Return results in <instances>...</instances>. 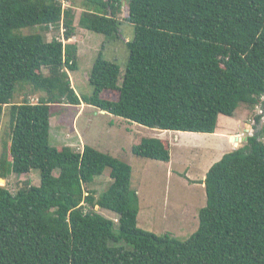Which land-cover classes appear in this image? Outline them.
<instances>
[{
    "label": "trees",
    "instance_id": "trees-1",
    "mask_svg": "<svg viewBox=\"0 0 264 264\" xmlns=\"http://www.w3.org/2000/svg\"><path fill=\"white\" fill-rule=\"evenodd\" d=\"M125 2L134 38L124 73L99 53L88 76L92 93L80 97L69 76L78 70L70 40L77 29L117 36ZM32 27L39 32L17 33ZM50 28L63 29L61 39L45 40ZM263 96L264 0H0V126L10 107L0 179L40 175L38 187L26 181L14 194L0 186V264H264V125L209 168L206 205L185 242L138 227L129 165L87 145L78 152L49 144L54 106L213 135L219 116L264 108ZM169 149L168 141L142 139L132 153L169 163ZM105 169L111 182L96 198L86 187Z\"/></svg>",
    "mask_w": 264,
    "mask_h": 264
},
{
    "label": "rangeland",
    "instance_id": "rangeland-1",
    "mask_svg": "<svg viewBox=\"0 0 264 264\" xmlns=\"http://www.w3.org/2000/svg\"><path fill=\"white\" fill-rule=\"evenodd\" d=\"M126 5L125 2L120 16L122 20L120 33L117 36L107 39L103 35L77 29L74 40L77 41L78 46V70L69 73V76L78 96L89 97L92 93L88 76L99 53L105 60L117 64L121 75L124 73L128 59L126 43L134 38L133 25L124 21L127 17ZM69 6L70 3L64 4V7ZM73 6L78 16L83 8L78 2ZM38 32L37 27H32L21 29L17 33L28 35ZM62 33L63 29L50 28L45 35V40L61 39ZM25 92L17 93L13 102H22ZM105 93L106 98H117L116 93H107V95ZM29 100L35 103L37 97H30ZM9 108V106L3 107L4 116L0 126V156L4 147H8L10 140ZM257 116L260 117L259 124L255 122ZM263 125L264 108L262 105L257 108L242 105L233 117L219 116L215 135L230 132L237 134L234 136L236 138L243 136V140L235 147L237 149L242 147L245 138L250 135L246 132L247 130L252 129L254 133H257ZM50 127L49 144L52 147H67L79 152L87 145L129 165L132 170L131 187L138 196L140 210L137 218L138 227L159 236L169 234L180 242L187 241L197 231L199 211L206 205L204 188L198 186V182H195V185H192L193 183L188 185L182 180L183 175L197 176L196 172L205 171L210 165L218 162L224 154L231 152L227 146L229 137L225 138L227 143L225 144L223 140L215 138L216 136H206V134L163 132L130 123L106 113L103 114L85 105L77 109L70 106L52 107ZM254 133L251 132V135ZM142 139L168 141L170 162L164 163L134 156L132 148ZM218 140L222 141L223 145L221 143L220 146L212 145L210 149L209 143L217 144ZM181 141L190 144L196 142V144H181ZM229 145L235 146L232 142ZM57 175L58 173H55V176ZM26 181L32 187H38L40 184L39 171L32 170L27 176L12 175L7 181L0 183V186H5L14 194L24 186L23 183ZM110 182L109 169H105L103 175L95 178L94 182L86 188L97 198ZM95 211L117 222L114 214L101 211L97 207Z\"/></svg>",
    "mask_w": 264,
    "mask_h": 264
},
{
    "label": "crops",
    "instance_id": "crops-1",
    "mask_svg": "<svg viewBox=\"0 0 264 264\" xmlns=\"http://www.w3.org/2000/svg\"><path fill=\"white\" fill-rule=\"evenodd\" d=\"M75 39V38H74ZM74 39H72V40H70V42H74L75 40ZM248 128V127H247ZM251 132L252 133H254V130H252L251 129ZM216 134V133H215ZM215 134H213V135H206V136H216L215 138H219L220 140H223V142L225 143V144H227L228 143V148L230 149V151H232V150H235L236 148V146H238V145H236V146H233L232 147V145L230 146L229 145V143H231V137H234V136H236L235 134H232V133H230V132H228V134H227V132H225V133H223V134H220V135H215ZM226 137H229V142L227 141V143H226V141H225V138ZM176 138H178V137H176ZM246 141V139L244 140V142ZM181 144H183L184 142L183 141H181L180 142ZM222 144V141L221 142H219V140H218V143L216 144V143H209V147H210V149H212V145L213 146H220L219 144ZM184 144H188V145H194V144H196V142H192L191 144L190 143H184ZM223 145V144H222ZM209 149V150H210ZM221 159V158H220ZM211 166V165H210ZM209 166V167H210ZM209 167L205 170V171H203V172H196V175L197 176H199V178L197 177V176H194V177H191L190 176V174H184V177L182 178V180L184 181V182H186L188 185H190V183H193L192 185H195V182H198V186H202L203 188H204V185L203 184H201L203 181H204V179H205V176H206V173L208 172V170H209ZM199 174V175H198ZM201 174H203L202 176H200ZM140 211V210H139Z\"/></svg>",
    "mask_w": 264,
    "mask_h": 264
},
{
    "label": "built area",
    "instance_id": "built-area-1",
    "mask_svg": "<svg viewBox=\"0 0 264 264\" xmlns=\"http://www.w3.org/2000/svg\"><path fill=\"white\" fill-rule=\"evenodd\" d=\"M263 100H264V96H263ZM254 123H255V122H254ZM254 123H253V124H254ZM241 138H242V139H241ZM234 139H235L234 142H235V141H237V142H241V141L243 140V136H242V137H239V136H238L237 138L235 137Z\"/></svg>",
    "mask_w": 264,
    "mask_h": 264
},
{
    "label": "clouds",
    "instance_id": "clouds-1",
    "mask_svg": "<svg viewBox=\"0 0 264 264\" xmlns=\"http://www.w3.org/2000/svg\"><path fill=\"white\" fill-rule=\"evenodd\" d=\"M246 132H247V133H251V130H250V131L247 130ZM231 138L234 139L235 137H231ZM245 139L247 140V138H245ZM232 143H234V145H235V143L238 144V143H240V142L235 141V142H232Z\"/></svg>",
    "mask_w": 264,
    "mask_h": 264
},
{
    "label": "water",
    "instance_id": "water-1",
    "mask_svg": "<svg viewBox=\"0 0 264 264\" xmlns=\"http://www.w3.org/2000/svg\"><path fill=\"white\" fill-rule=\"evenodd\" d=\"M102 113L104 114L105 112H102ZM250 135H251V133H250ZM252 135H253V134H252ZM230 140H231V142H234L235 139L231 138ZM236 145H237V144L235 143V146H236ZM0 182H4V181H3V180H0Z\"/></svg>",
    "mask_w": 264,
    "mask_h": 264
},
{
    "label": "bare ground",
    "instance_id": "bare-ground-1",
    "mask_svg": "<svg viewBox=\"0 0 264 264\" xmlns=\"http://www.w3.org/2000/svg\"><path fill=\"white\" fill-rule=\"evenodd\" d=\"M0 183H2V182H0Z\"/></svg>",
    "mask_w": 264,
    "mask_h": 264
}]
</instances>
